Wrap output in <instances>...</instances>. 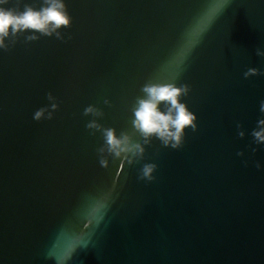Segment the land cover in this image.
<instances>
[{
	"label": "water",
	"instance_id": "obj_1",
	"mask_svg": "<svg viewBox=\"0 0 264 264\" xmlns=\"http://www.w3.org/2000/svg\"><path fill=\"white\" fill-rule=\"evenodd\" d=\"M64 3V41L0 50V264H264V145L250 135L264 75L243 77L264 73V0ZM148 80L190 87L197 131L102 168L84 109L142 142L130 109ZM48 93L58 109L37 122ZM146 163L152 182L138 179Z\"/></svg>",
	"mask_w": 264,
	"mask_h": 264
},
{
	"label": "clouds",
	"instance_id": "obj_2",
	"mask_svg": "<svg viewBox=\"0 0 264 264\" xmlns=\"http://www.w3.org/2000/svg\"><path fill=\"white\" fill-rule=\"evenodd\" d=\"M10 4L12 6L9 7ZM21 4L22 0H0V50L9 51L20 37L24 38L25 43L35 42L41 37H55L64 41L60 30L69 29L72 24V17L64 0H39L38 7L36 4L23 3L22 10ZM256 55L264 58V51L257 48ZM258 75L264 73L255 68H248L243 73L244 79ZM140 91L142 95L136 97L130 110L134 117L131 121L132 128L142 142L134 141L126 131H121L117 136L114 128H104L97 123V119L104 115L98 108L89 105L84 109L83 115L93 118L85 125L86 129L92 135L96 132L102 135L104 143L97 149V156L99 165L104 169L109 167V158L113 163L117 160L126 161L130 166L140 162L144 158L145 146H150L153 138L165 148L179 150L184 145L185 130L197 131V117L189 111L186 104L181 103V98L187 97L191 91L187 84L177 86L176 83L148 80ZM46 99L50 108L41 107L35 111L33 119L37 122L42 119L52 120L53 113L58 109L51 93L46 95ZM104 103L109 105L107 100ZM259 111L264 116V100L260 101ZM236 128L238 138L243 139L245 133L239 123ZM250 135L254 144L264 145V118L257 121L256 128ZM251 151L254 154L257 149L251 148ZM237 156H243V152H237ZM255 167L259 169L260 164L257 162ZM156 170L157 165L154 163L143 164L138 179L152 182Z\"/></svg>",
	"mask_w": 264,
	"mask_h": 264
}]
</instances>
